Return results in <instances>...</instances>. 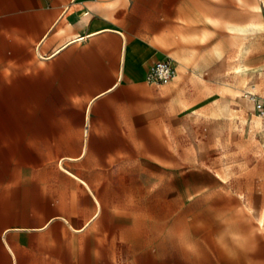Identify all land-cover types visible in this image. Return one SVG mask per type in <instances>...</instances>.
I'll return each instance as SVG.
<instances>
[{
  "label": "rangeland",
  "instance_id": "obj_1",
  "mask_svg": "<svg viewBox=\"0 0 264 264\" xmlns=\"http://www.w3.org/2000/svg\"><path fill=\"white\" fill-rule=\"evenodd\" d=\"M172 4L168 41L158 8L154 59L168 58L174 78L149 84L152 59L149 95L120 98L117 119L131 118V134L101 176L91 174L100 215L22 236L44 241L34 264H264V120L248 97H264V0ZM70 138L53 152L60 169L78 153Z\"/></svg>",
  "mask_w": 264,
  "mask_h": 264
},
{
  "label": "crops",
  "instance_id": "obj_2",
  "mask_svg": "<svg viewBox=\"0 0 264 264\" xmlns=\"http://www.w3.org/2000/svg\"><path fill=\"white\" fill-rule=\"evenodd\" d=\"M159 7L168 41L172 0H0V264L35 263L44 241L22 236L100 215L91 174L129 142L120 98L150 93L143 75L161 55ZM254 10L262 16L261 4ZM70 136L78 153L60 169L53 152Z\"/></svg>",
  "mask_w": 264,
  "mask_h": 264
},
{
  "label": "built area",
  "instance_id": "obj_3",
  "mask_svg": "<svg viewBox=\"0 0 264 264\" xmlns=\"http://www.w3.org/2000/svg\"><path fill=\"white\" fill-rule=\"evenodd\" d=\"M175 76V69L168 58L158 59L152 62L147 72L149 84H168ZM254 104V109L260 119L264 120V97L253 93L248 95Z\"/></svg>",
  "mask_w": 264,
  "mask_h": 264
},
{
  "label": "bare ground",
  "instance_id": "obj_4",
  "mask_svg": "<svg viewBox=\"0 0 264 264\" xmlns=\"http://www.w3.org/2000/svg\"><path fill=\"white\" fill-rule=\"evenodd\" d=\"M246 53H247V52H246ZM243 55H244V54H243ZM243 72H244V71H243ZM246 72H247V71H246ZM252 72H253V71H252ZM252 75H253V73H250V74H249V77L252 76ZM254 217H255L259 222L261 221V220L259 219V217H258V214H257V211H256V210L254 211Z\"/></svg>",
  "mask_w": 264,
  "mask_h": 264
}]
</instances>
